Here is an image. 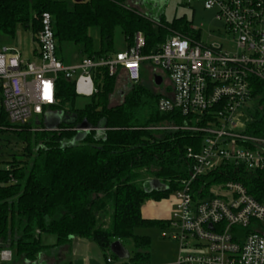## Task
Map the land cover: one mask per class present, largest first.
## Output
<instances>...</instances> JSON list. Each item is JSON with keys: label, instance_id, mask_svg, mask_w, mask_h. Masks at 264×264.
Instances as JSON below:
<instances>
[{"label": "trees", "instance_id": "1", "mask_svg": "<svg viewBox=\"0 0 264 264\" xmlns=\"http://www.w3.org/2000/svg\"><path fill=\"white\" fill-rule=\"evenodd\" d=\"M156 9L149 1L85 0L69 7L66 0H0V32L14 36L21 26L37 37L40 17L48 12L61 59L67 43L80 46L81 59L118 52L119 31L126 46L141 31L146 41L144 53L174 35L194 34L192 22L185 17L168 21L163 15L155 16ZM92 27L100 30L98 49L89 33ZM93 79L96 92L78 107L75 82L60 74L52 111L61 113L63 119L54 130L46 128L43 117L39 123L11 124L0 105V133H15L23 145L21 153L10 154L9 166L0 168V249L13 252V260L2 264L49 260L77 237L93 239L106 262L105 252L114 241L124 244L132 240L134 252L122 264H149L151 239L136 234V229L168 226V220L145 218L142 205L148 199L168 198L190 177L186 150L191 146L198 149L203 135L165 128L190 120L158 110L163 93L149 70L143 69L141 79L133 84L125 77L111 76L106 67L94 70ZM119 92L123 95L120 101L116 99ZM249 104L243 131L264 139V80L253 81ZM84 120L91 127L86 138L78 145L65 146ZM224 170L223 175L198 178L194 191L204 196L213 181L234 180L264 204V170L241 167L238 174L232 166ZM154 179L163 188L148 191L147 181ZM44 235H53L56 241L45 244Z\"/></svg>", "mask_w": 264, "mask_h": 264}, {"label": "built area", "instance_id": "2", "mask_svg": "<svg viewBox=\"0 0 264 264\" xmlns=\"http://www.w3.org/2000/svg\"><path fill=\"white\" fill-rule=\"evenodd\" d=\"M182 1L188 7L203 3L214 10L232 49L204 43L201 28L192 23L193 35L169 37L149 53H144L145 37L138 31L133 44L121 51L68 65L57 55L52 17L44 12L37 35L39 64L23 59L17 49L0 50V105L11 124L25 125L54 113L60 74L73 80L83 97L96 92L93 72L99 67L131 84L141 79L143 69L150 71L153 81L161 77L158 110L190 120L165 128L203 135L198 149L186 150L190 177L174 191L176 204L164 235L178 240L182 249L193 246L198 252L180 254L176 264H264V204L234 180L213 181L204 196L193 187L200 177L227 173L226 166L237 174L241 167L264 170V139L247 136L240 128L253 81L264 80V0ZM191 239L196 242L190 244ZM12 260V250L0 249V264ZM107 262L113 260L107 257Z\"/></svg>", "mask_w": 264, "mask_h": 264}, {"label": "rangeland", "instance_id": "3", "mask_svg": "<svg viewBox=\"0 0 264 264\" xmlns=\"http://www.w3.org/2000/svg\"><path fill=\"white\" fill-rule=\"evenodd\" d=\"M66 1L68 2L69 7L73 6L72 0ZM129 3L132 4L134 1L132 2V0H129ZM191 6L192 7L184 5L182 0H165L163 6L158 10H154V13L157 17L163 15L168 21H172L174 18L185 17L187 20L191 21L195 27L201 28V38L204 43H222L224 48L231 50L232 46L227 40L225 25L221 20L216 18V12L214 10L205 9L203 3H193ZM145 8L148 10V7ZM89 33L93 38L94 48L98 49L100 46L99 28L92 27L89 30ZM33 36L34 32L32 30L25 29L21 26L17 28L14 36L0 32V50L3 47H10L20 50L24 56L29 54L31 55L34 48ZM116 44L118 51L123 50L126 46L125 40L120 31L116 37ZM79 49L80 46L67 43L64 44V51L61 55L66 62H73L76 59L81 58ZM125 85L126 83L124 81L121 82L119 89L122 91L125 90ZM122 97V93H117L116 99L118 101L122 100ZM89 101L90 97L79 96L76 100V105L78 107H83ZM248 106L252 105L248 104ZM246 121L247 113L245 112L241 118L240 128H245ZM4 129L6 130L7 128ZM22 146L21 140L15 133H0V168H7L9 166L8 162L11 160L10 154L21 153ZM162 200L163 205H170L171 216L176 204V194L172 193L168 198ZM162 202L161 200L148 199L144 202L143 206L145 210L148 208V210L152 212L153 208H150L149 204H161ZM166 228L167 227L161 226H142L136 229V234L146 235L151 239L149 264H176L180 254L186 255L198 252V249L193 246L182 249L178 240L172 238L171 236H164L166 232H169ZM42 241L45 244H52L56 241V238L53 235H44L42 236ZM82 241H88V247H81L80 244ZM195 242V239L190 240V244H194ZM71 244V247H68V250L65 249L64 252L65 254H69L70 251L73 252L71 254L74 260L73 264H85L87 259L90 264H107L103 250L93 239L77 237ZM68 245H70V243ZM123 246L128 252L129 258V256H131L134 252V243L132 240H128L124 242ZM105 253L106 257H110L113 260V264H122V261L128 259H120L114 256L110 250Z\"/></svg>", "mask_w": 264, "mask_h": 264}, {"label": "water", "instance_id": "4", "mask_svg": "<svg viewBox=\"0 0 264 264\" xmlns=\"http://www.w3.org/2000/svg\"><path fill=\"white\" fill-rule=\"evenodd\" d=\"M75 1L82 2L83 0H75ZM149 2L153 3L154 7L159 9L160 7L163 6L165 0H152ZM161 82H162V78L156 75L154 79V83L159 86ZM62 119H63V115L61 113L47 114L45 117L46 128L48 130L56 129V127L62 121ZM39 122L40 121L38 120L37 123ZM90 130H91V127L89 123L86 120H84L79 125L77 134L71 140L66 141L64 145L65 146L66 145H69V146L78 145L80 142H82L86 138ZM162 188H163V184L159 180L154 179V180L149 181V189L147 190L148 191H151L153 189L161 190ZM110 251L120 259L128 258V252L126 251L123 244L119 240L114 241L111 244Z\"/></svg>", "mask_w": 264, "mask_h": 264}, {"label": "crops", "instance_id": "5", "mask_svg": "<svg viewBox=\"0 0 264 264\" xmlns=\"http://www.w3.org/2000/svg\"><path fill=\"white\" fill-rule=\"evenodd\" d=\"M33 41H34L33 42L34 43V48H33V52H32L31 55L29 54V55L24 56L23 53L20 50H18V49L17 50L21 53V56H22L23 59L28 60V61H32V62H35V63L39 64L41 62V60H40L39 52H38L37 37L35 35L33 36ZM80 59L81 58L76 59L73 62H66L65 59L63 58L62 61L65 64L70 65V64H73V63H76V62L80 61ZM162 201L163 200H161V202ZM143 205H142V214H143V216L145 218L162 219V220H168L169 219L170 212H171L170 205H167V204L163 205V202L161 204L151 203V204H149V206H150V208H153L152 212L149 211L148 208L145 210ZM74 239H76V238H74ZM72 241L70 242V245H66L65 247H63L59 251H57L55 253V255H53L51 257V259H49V260H41L40 262H38L36 264H73L74 260H73V257L71 255L73 252H71L70 250H69L70 251L69 254H65V252H64L65 249L68 250V247H71ZM83 242H85V243H83ZM88 245H89L88 241H82L81 244H80V246L83 247V248L84 247H88ZM85 264H90L88 259H87Z\"/></svg>", "mask_w": 264, "mask_h": 264}]
</instances>
